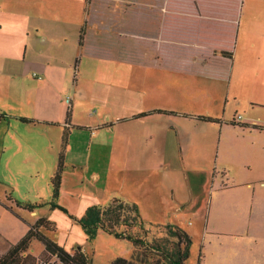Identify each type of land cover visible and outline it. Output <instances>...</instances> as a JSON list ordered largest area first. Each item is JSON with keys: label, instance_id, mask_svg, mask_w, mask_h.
I'll return each mask as SVG.
<instances>
[{"label": "crops", "instance_id": "obj_1", "mask_svg": "<svg viewBox=\"0 0 264 264\" xmlns=\"http://www.w3.org/2000/svg\"><path fill=\"white\" fill-rule=\"evenodd\" d=\"M166 2L59 0L57 15L45 16L46 0H0V72L9 69L13 77L40 76L26 98L29 112L13 119L37 121L22 124L43 131L59 129L51 143L48 139L22 141L19 138L28 128L12 125L14 147L3 143L4 152L14 153L16 148L60 151L67 129L63 164L68 162L77 170L87 165L80 162L81 157L96 155L105 171L103 176L101 172L91 174L95 182H107L111 172L119 170L113 165H120V184L125 187L134 179L130 166L136 165L138 182L143 179L150 186L165 187V199L151 195V188L142 190L144 197L151 198L150 205L130 197L143 225L148 212L184 210L191 214L195 229L189 235L192 244L193 235L199 240L197 264H264V125L230 126L191 117L194 105L203 104L200 98L205 92V97L214 98L220 91L221 103L225 85L244 79L247 65L238 54L241 17L232 59H225L206 47L164 41L161 31ZM34 9L42 10V18L33 15ZM82 29L85 35L80 46ZM141 45L150 47L144 52L145 65L127 60L131 48ZM83 55L117 65L115 68L127 75H138L101 79L86 108L100 110L94 117L89 111L87 120L75 109L79 95H71V110L61 99L65 94L61 92L62 70L71 64L77 67ZM256 65L253 74L260 77L263 66ZM17 69L20 76L15 75ZM254 98L248 97V105L264 109ZM189 164L197 167H185ZM180 165L194 174L190 180L182 178V192L169 185L168 174ZM77 175L80 177L79 172ZM151 220L158 222L157 218ZM188 226L193 223L189 221ZM27 230L28 226L16 243ZM30 249L28 254L34 257L43 254V247L37 255Z\"/></svg>", "mask_w": 264, "mask_h": 264}, {"label": "rangeland", "instance_id": "obj_2", "mask_svg": "<svg viewBox=\"0 0 264 264\" xmlns=\"http://www.w3.org/2000/svg\"><path fill=\"white\" fill-rule=\"evenodd\" d=\"M37 1L39 0H34V2ZM46 1L45 16L57 15V12L61 9L59 0ZM33 15L42 18V10L34 9ZM238 17H241L238 54L247 65L243 73L244 79L240 83L235 79L236 83L234 82V85L233 83L225 85L226 95L221 103L218 102L221 97L220 91L214 93V98L211 95L205 97V92L203 98H200L203 104L197 103L194 105L191 117L207 118L217 124L230 126L252 124L260 126L264 125V109L248 105L247 99L249 96L253 98L254 95L259 96L258 100L254 99L264 105V0H244L243 4H240ZM39 24H41L40 21ZM149 49V46L144 45L139 48L137 46L134 49L131 48L127 60L145 65L144 52H149ZM81 57L79 56L77 60V67L71 64L62 70L64 85L61 92L65 94H62L61 99L66 103L67 108L71 110L73 105L71 95L75 93L79 95L76 96L75 109L79 112L81 119L87 120L89 111H91V116L94 117L95 112L100 110L96 107L86 108L91 103V95L95 93L101 79H109L110 76L113 78L134 76L136 78L138 75L132 72L127 75L126 72H121L119 68H115L117 65H107L108 61L89 60L84 55ZM254 64L263 66L260 77H255L253 74L254 71L258 70V66H253ZM19 71L18 69L14 70L16 76L21 75ZM10 72L12 70L9 69L0 72V115L7 117L6 120L0 121V255L10 245L16 243V240L27 226L34 225L38 219L43 218L46 220L47 226L39 229L42 234L67 252L82 247L92 264H109L116 258L129 259L133 252V245L129 240L104 232L99 226L91 238L89 233L81 226L79 220L85 216L86 211L91 207L97 208L101 216L108 209L118 210V208H122L119 211L121 221L114 227V231L122 234L125 230H128L133 235L143 232L149 243L158 242L161 238H164L167 226L176 225L173 227L179 228L188 234H193L192 231L195 229L194 220L191 214L184 210H166L163 213L160 210L161 213L159 214L148 212L145 214L148 221L144 222L142 227H140L136 217L135 220L128 221L129 224L123 222L122 219L126 216L134 217L132 216L133 213L131 215V212L124 210L126 205H132L130 197H139L146 204H151V198L144 197L141 194L143 189L151 188V195L157 194L162 196L163 199L166 198L167 190H164V186H160V184L150 186L148 181L141 179L138 182V179L136 180V165L130 166V169L134 172L132 176L130 175V177L134 176L133 181L128 182L125 187L121 188L120 165H113V169L119 170L111 172L107 182H95L92 180L93 175L91 174L95 175V173L101 172V176H103L105 171V166L99 163L98 159L95 158L96 155L91 156V158L89 154V158L81 157L80 162L87 165H80L77 170L67 162L63 164L62 168L66 176L64 173L62 174L58 196L55 197L51 182L59 163V155L63 149L62 145L60 151L59 149L50 148H47L46 151L35 148H16L14 153L9 152L8 149L7 152H4L3 143L6 147H14V143L10 141L11 136H13L10 130L12 125L21 129L28 128V133L19 138L22 141L40 142L48 139L51 143L54 141L57 130H59L53 128V130L43 131L35 125L34 127L23 125L17 118H15L16 120L13 119L15 116L19 117L29 112L30 108L26 98L28 94L34 91L32 83L37 84L38 81L35 80L36 78L33 79L32 73L28 75V78H24L22 76L13 77L14 75H11ZM235 89L236 92L238 91L236 94ZM234 94L235 98H233ZM193 121L198 122L196 119H193ZM92 149L97 151L95 148ZM88 152L89 150H87ZM192 165H185V167H189V169L197 167ZM196 170L199 171L198 168ZM77 172L80 173V177H78ZM172 172L168 173L171 181L169 185L176 187L177 191H184L185 186L181 183L182 178L187 177L190 180L194 174L186 172L182 165L176 166V169ZM161 176L163 177V175ZM116 200L119 202L115 203ZM31 212L35 214H31ZM155 218L158 222H151V219ZM189 221L193 223V226H188ZM193 237L190 255L185 264H197L199 240L195 235ZM41 248L39 243L34 242L30 251L33 255H37ZM39 257L41 261L48 260L47 255H40ZM55 260L52 259L51 262H56Z\"/></svg>", "mask_w": 264, "mask_h": 264}, {"label": "trees", "instance_id": "obj_3", "mask_svg": "<svg viewBox=\"0 0 264 264\" xmlns=\"http://www.w3.org/2000/svg\"><path fill=\"white\" fill-rule=\"evenodd\" d=\"M241 3L242 0H167L161 38L167 42L206 47L214 53H219L225 59H232L236 43L238 11ZM84 35L85 32L82 29L79 34L80 46ZM6 119L5 115H0V121ZM201 119L215 123V121L207 118ZM18 120L27 124L38 123L26 118H18ZM67 134V129H64L63 149L59 155V163L51 182L55 197L58 196L60 188ZM118 202V200L115 201V203ZM120 210L122 208H118V210L108 209L107 214L101 216L97 208L91 207L86 211L85 216L79 220L91 238L99 226L102 231L114 234L116 237L126 238L132 243L133 252L129 259L116 258L109 264H185L189 258L192 244V238L187 232L173 226H167L165 237L153 243H149L145 239L143 232L133 235L125 230L122 234H118L114 231V227L121 221ZM124 210L131 212V215L134 214L132 218L128 216L123 218L124 223L133 221L136 217L140 227H142L143 223L135 204L126 205ZM44 226H47V222L43 218L38 219L34 225H30L25 235L17 243L11 245L5 253L0 255V264H40V257L26 254L34 241L43 247L42 255H47L48 260L55 256L62 264H92L82 247L67 252L42 234L39 229Z\"/></svg>", "mask_w": 264, "mask_h": 264}, {"label": "built area", "instance_id": "obj_4", "mask_svg": "<svg viewBox=\"0 0 264 264\" xmlns=\"http://www.w3.org/2000/svg\"><path fill=\"white\" fill-rule=\"evenodd\" d=\"M34 77H38L36 74H33ZM52 259H56L55 261L56 262H51ZM62 264L59 262V260L54 256V257H51L48 261H40V264Z\"/></svg>", "mask_w": 264, "mask_h": 264}]
</instances>
